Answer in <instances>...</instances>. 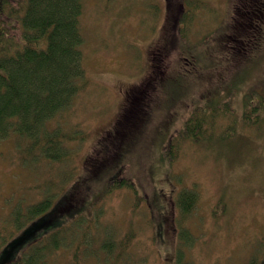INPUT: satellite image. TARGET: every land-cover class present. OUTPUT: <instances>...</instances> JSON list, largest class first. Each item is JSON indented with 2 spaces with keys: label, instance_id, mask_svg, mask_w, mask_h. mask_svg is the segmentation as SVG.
Listing matches in <instances>:
<instances>
[{
  "label": "rangeland",
  "instance_id": "1",
  "mask_svg": "<svg viewBox=\"0 0 264 264\" xmlns=\"http://www.w3.org/2000/svg\"><path fill=\"white\" fill-rule=\"evenodd\" d=\"M239 2L82 0L84 82L57 120L76 135L67 156L54 161L39 150L24 153L14 132L0 139V226L19 200L24 206L53 193V204L80 178L84 221L75 226L93 239L104 228H113L116 240L132 233L133 264H174L178 250L193 264H264V32L252 55L230 54L226 34L241 20L233 15ZM135 83L151 93L143 126L117 149L99 152ZM196 117H205L197 137L186 136L185 122ZM92 152L116 157L92 174ZM111 174L131 179L106 192ZM183 188L197 193L185 214L175 202ZM103 258L78 262L108 264Z\"/></svg>",
  "mask_w": 264,
  "mask_h": 264
},
{
  "label": "trees",
  "instance_id": "2",
  "mask_svg": "<svg viewBox=\"0 0 264 264\" xmlns=\"http://www.w3.org/2000/svg\"><path fill=\"white\" fill-rule=\"evenodd\" d=\"M81 11L82 0H0V139L14 132L17 141H25L24 153L39 150L48 161L67 156V142L76 135L63 132L58 121L64 120L60 116L70 109L84 82ZM151 82L148 84L152 85ZM148 89V85L143 88L136 84L125 90L112 129L98 143L99 152L117 149L141 129L150 107ZM152 92H156L155 87ZM50 120L56 122L49 127ZM190 120L185 123L184 134L195 138L204 120L199 117ZM165 148L171 149L169 145ZM115 157L116 154L92 152L86 160L92 174H96ZM109 176L106 192L131 179L128 174L121 180ZM79 182L80 178L53 204L52 193L24 206L20 200L14 205L2 221L6 225L0 226V264H80L79 258L98 259L101 252L104 263L133 264L127 250L132 233L116 240L113 228H104V235L93 239L87 234L88 229L75 226L84 221L76 195ZM196 199L193 188H183L175 202L185 214L191 211ZM71 211L67 218L60 219ZM44 212L50 213L41 216ZM53 218L58 222L48 228ZM89 246L93 249L79 257L80 251ZM61 251H66L69 257L63 259ZM174 264L193 263L178 250Z\"/></svg>",
  "mask_w": 264,
  "mask_h": 264
},
{
  "label": "flooded vegetation",
  "instance_id": "3",
  "mask_svg": "<svg viewBox=\"0 0 264 264\" xmlns=\"http://www.w3.org/2000/svg\"><path fill=\"white\" fill-rule=\"evenodd\" d=\"M239 5L234 8L233 15L237 14L241 17L238 20V26L228 30L226 47L229 49L230 54L239 52L242 55H252L253 48L257 46L262 33L264 32V0L260 2L262 9L260 15L255 13L256 4L259 0H239ZM256 14L252 17L250 14ZM235 20V17L232 16ZM194 57V55H190ZM187 57L184 56L183 59ZM193 65L192 62H189Z\"/></svg>",
  "mask_w": 264,
  "mask_h": 264
}]
</instances>
